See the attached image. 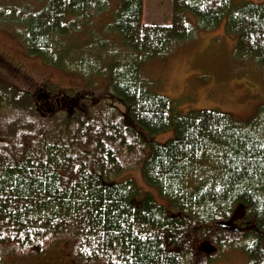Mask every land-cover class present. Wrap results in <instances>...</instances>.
Here are the masks:
<instances>
[{
  "label": "trees",
  "instance_id": "16d2710c",
  "mask_svg": "<svg viewBox=\"0 0 264 264\" xmlns=\"http://www.w3.org/2000/svg\"><path fill=\"white\" fill-rule=\"evenodd\" d=\"M3 1L0 20L19 22L25 50L57 67L66 66L59 57L60 38L75 24L95 25L89 11L108 4L37 0L36 9L27 2L17 9ZM233 1L171 0L169 23H147L143 0H119L106 32H117L120 39L107 36L96 47L124 44L131 58L123 68L115 66L108 95L93 98L87 110L79 103L78 110L68 109L72 99L81 101L83 91L65 93L67 106L60 97L49 99L48 84L27 91L0 83V250L37 253L66 238L85 261L210 264L225 239L241 249L246 264H264V126L215 109L177 112L166 96L144 88L133 59L138 52L144 59L163 55L186 39L191 26L184 10L207 27L228 12L224 27L237 34L238 52L251 54L264 68V2L233 6ZM169 128L175 138L148 139ZM142 159L143 178L169 207L149 192L137 197L134 180L120 179ZM231 219L240 231L217 224ZM204 241L215 251H201Z\"/></svg>",
  "mask_w": 264,
  "mask_h": 264
},
{
  "label": "rangeland",
  "instance_id": "374dc122",
  "mask_svg": "<svg viewBox=\"0 0 264 264\" xmlns=\"http://www.w3.org/2000/svg\"><path fill=\"white\" fill-rule=\"evenodd\" d=\"M107 1L106 9L89 11L93 15L88 20L95 21V25H88L89 22L75 24L68 36L60 38L63 43L61 41L58 52L66 62L65 67L54 66L39 55L29 54L19 35L21 24L0 20V83L27 91L35 90L40 84H48L46 90L54 97H49L51 101L65 93L69 97L72 89L83 91L80 95L83 103L72 99L75 110H78V103L87 110L93 98L107 96L110 73L116 69L115 66L124 64L123 68L131 58L130 49L124 44L96 47L97 42L107 36L111 41L120 39L117 32H106V24L113 19L119 0ZM25 2L32 4L33 9L40 4L37 0H5L3 4L20 9ZM246 2L261 3L264 0H234L232 5L239 6ZM184 14L191 26V33L186 39L176 41L160 56L144 59L141 52L134 53L133 59L138 62L141 76L145 79L144 88L166 96L173 108L182 114L191 110L215 109L230 112L238 120L257 121L264 126V68L256 63L251 54L238 52L237 34L228 32L224 27L228 12L224 13L218 25L212 27L203 26L189 10H184ZM73 18L74 21H85ZM142 21L169 23L171 0H143ZM78 25L79 28H76ZM119 53L118 59L115 56ZM104 54H108V58ZM9 66L17 68L20 74H26L27 78L11 74ZM111 100L119 110H124L121 101L116 98ZM61 101L67 104L66 100ZM54 103L51 104L52 109H56ZM143 135L147 138L145 133ZM171 138H175L172 128L148 137L158 143ZM144 151L148 155L149 144H146ZM142 163L143 159L133 168L123 170L120 179L134 180L138 188L137 197L149 192L158 204L168 206L157 189L143 178ZM233 244L222 239L221 249L209 257L210 264H246L241 249ZM41 248L37 253L24 254H16L13 249H1V264H102L77 257L72 240L66 238L52 240Z\"/></svg>",
  "mask_w": 264,
  "mask_h": 264
},
{
  "label": "water",
  "instance_id": "95a60500",
  "mask_svg": "<svg viewBox=\"0 0 264 264\" xmlns=\"http://www.w3.org/2000/svg\"><path fill=\"white\" fill-rule=\"evenodd\" d=\"M219 225V227L226 229V228H230L235 232L240 231V228L234 226L233 224V220H227V221H221L219 223H217ZM200 249L201 251L205 252V253H210L215 251V247L213 244H211L210 242L204 241L200 244Z\"/></svg>",
  "mask_w": 264,
  "mask_h": 264
},
{
  "label": "flooded vegetation",
  "instance_id": "af4514ba",
  "mask_svg": "<svg viewBox=\"0 0 264 264\" xmlns=\"http://www.w3.org/2000/svg\"><path fill=\"white\" fill-rule=\"evenodd\" d=\"M13 69H15V74H20V72H19V70H18L17 68H13ZM20 75H22L24 78H27L26 74H20ZM68 109L71 111V113H72V111L74 112V110L76 109L75 104L71 102V106H70V108H68ZM236 222H237V221H236ZM244 224H245V223H244ZM243 226H244V225H243Z\"/></svg>",
  "mask_w": 264,
  "mask_h": 264
}]
</instances>
